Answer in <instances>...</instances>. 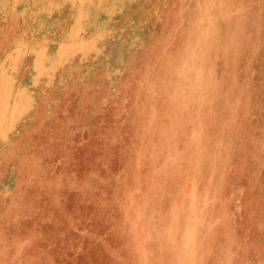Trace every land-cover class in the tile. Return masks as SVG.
Here are the masks:
<instances>
[{
	"label": "rangeland",
	"instance_id": "rangeland-1",
	"mask_svg": "<svg viewBox=\"0 0 264 264\" xmlns=\"http://www.w3.org/2000/svg\"><path fill=\"white\" fill-rule=\"evenodd\" d=\"M0 264H264V0H0Z\"/></svg>",
	"mask_w": 264,
	"mask_h": 264
}]
</instances>
